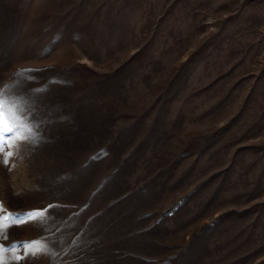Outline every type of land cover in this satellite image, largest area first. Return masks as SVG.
<instances>
[{"label":"rangeland","instance_id":"374dc122","mask_svg":"<svg viewBox=\"0 0 264 264\" xmlns=\"http://www.w3.org/2000/svg\"><path fill=\"white\" fill-rule=\"evenodd\" d=\"M0 89L43 137L0 202L49 214L5 244L51 253L8 264H264V0H0Z\"/></svg>","mask_w":264,"mask_h":264},{"label":"snow or ice","instance_id":"6c2138e0","mask_svg":"<svg viewBox=\"0 0 264 264\" xmlns=\"http://www.w3.org/2000/svg\"><path fill=\"white\" fill-rule=\"evenodd\" d=\"M21 70L17 76L26 79V72ZM11 89H0V165L8 166L13 157H19L26 145H35L43 139L40 123L32 117L34 101L24 96L14 95L9 98ZM99 159V156L94 157ZM14 167V165H12ZM49 208L52 205L48 206ZM49 218L48 209L32 210L25 213L8 212L0 202V264H8L5 254L13 253L15 261L37 260L41 257L50 258V245L46 238L31 242H21L19 245H6L9 229L29 221H36L43 225ZM23 249V255H16Z\"/></svg>","mask_w":264,"mask_h":264}]
</instances>
